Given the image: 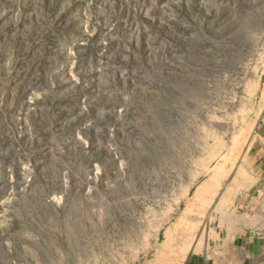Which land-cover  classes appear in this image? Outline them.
Listing matches in <instances>:
<instances>
[{"label": "rangeland", "instance_id": "1", "mask_svg": "<svg viewBox=\"0 0 264 264\" xmlns=\"http://www.w3.org/2000/svg\"><path fill=\"white\" fill-rule=\"evenodd\" d=\"M226 240L264 264V0H0V264Z\"/></svg>", "mask_w": 264, "mask_h": 264}, {"label": "crops", "instance_id": "2", "mask_svg": "<svg viewBox=\"0 0 264 264\" xmlns=\"http://www.w3.org/2000/svg\"><path fill=\"white\" fill-rule=\"evenodd\" d=\"M202 252V250L193 251L184 261V264H237V260L244 257L243 246H239L230 240H226L224 245L215 247L211 251Z\"/></svg>", "mask_w": 264, "mask_h": 264}]
</instances>
